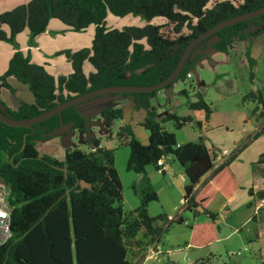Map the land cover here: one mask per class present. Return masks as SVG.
Here are the masks:
<instances>
[{
  "label": "trees",
  "instance_id": "1",
  "mask_svg": "<svg viewBox=\"0 0 264 264\" xmlns=\"http://www.w3.org/2000/svg\"><path fill=\"white\" fill-rule=\"evenodd\" d=\"M208 1L27 0L0 12V41L13 40L23 29L33 37L46 29L50 18L59 20L70 31L94 26L89 48L63 51L71 66L65 77L54 79L41 66L32 64L21 50L13 51L0 80L14 77L26 85L33 100L22 101L12 109L0 101L4 111L0 109L12 118H28L103 86L156 83L171 72L185 45L196 35L220 20L264 6V0H215L207 6ZM107 13L133 14L146 20L160 16L165 21L107 29L104 27ZM165 26L169 30L163 31ZM260 33H264V13L224 26L209 36L216 38L211 47L221 52H227L234 37L247 41L244 55L247 79L252 82L255 59L249 50L251 38ZM206 38L193 47L173 81L188 77L199 57L195 50ZM84 60L93 68L86 75L82 72ZM171 83L162 88L170 87ZM202 85V80L196 82V86ZM157 91L115 93L128 96L133 109L143 110L139 124L147 131L145 144L134 137L129 124L114 134L119 145L128 147L125 169L142 173L141 187L133 185L138 206L128 213L121 208V184L113 166V150L100 146L97 138L84 140L86 150L66 147L63 160L50 154L39 155L35 150V142L49 137L60 125L86 131L87 119L74 105L28 127L0 122V181L9 187L7 200L11 205V234L0 245V264H140L142 239L148 236L152 239L162 230L153 225L154 217L147 212L148 203L157 200V193L144 175V167L151 165L159 171L162 159L167 156L180 165L186 180L182 208L196 218L188 225L186 244L200 247L217 240L218 214L208 210L207 204L215 194L227 199L238 188L230 162L247 142L235 145L219 163L214 162L216 149L203 143L200 137L176 144L174 133L165 130L162 124L171 121L179 129L191 123L201 128L210 117V104L196 92L195 100L188 102L181 113L167 108L157 112L150 104ZM180 93L186 95L187 91L181 89ZM245 97L255 100L252 112L261 104L256 113L261 122L250 137L254 139L264 134V98L258 89ZM100 116L108 129L112 120L121 118V110L106 108L100 111ZM253 163H264V150L252 162V170L264 175ZM80 180L87 186H81ZM245 191L247 196L264 198V188L253 192L248 184ZM156 217L164 218V214ZM174 221L180 223L182 219L176 217ZM209 257L198 258L193 264H210ZM258 264H264V253Z\"/></svg>",
  "mask_w": 264,
  "mask_h": 264
},
{
  "label": "rangeland",
  "instance_id": "2",
  "mask_svg": "<svg viewBox=\"0 0 264 264\" xmlns=\"http://www.w3.org/2000/svg\"><path fill=\"white\" fill-rule=\"evenodd\" d=\"M26 1L2 2L0 11L9 10ZM214 1L209 0L207 6ZM49 20L46 30L33 37L23 29L14 36L13 40L0 41V75L3 74L10 55L15 50H21L32 64L41 66L43 71L54 79L57 76L65 77L71 72L70 62L63 51L89 48L94 26L88 25L82 30L70 31L59 20L55 18ZM164 21L165 19L160 16L146 20L133 14L116 16L107 13L104 27L123 29L128 26H143L147 23L163 24ZM4 28L7 31V27ZM167 29L169 30L167 26L162 28L163 31ZM215 39L214 35L209 36L196 48L195 52L199 53V57L189 71L188 77L185 80L173 81L168 88H160L150 99V104L157 112L167 108L181 113L186 109L188 102L195 100L196 92L200 93L211 108L207 124L203 123L201 128H198L187 123L175 129L171 121H166L162 126L165 130L174 133L176 144L196 141L200 137L206 145H212L219 153H226L233 141L238 143L243 139L242 135L247 126H259L261 122L256 114L258 111L252 112L255 100L246 98L245 95L250 92L255 93L258 89L264 98V33L251 38L249 51L250 56L255 59L252 82L247 79L248 67L244 55L247 41L234 37L228 45L227 52H221L211 47ZM92 71L90 62L84 60L82 72L86 75ZM198 80L203 81L200 87L196 86ZM181 89H185L187 94L182 95ZM0 99H4L8 104L33 100L26 85L11 76L0 80ZM0 107L3 110V106ZM74 108L87 119L86 131L71 130L69 125H60L49 137L35 142L36 152L39 155L50 154L57 160H63L66 147L76 146L86 150L88 146L83 143L84 140L97 138L100 146L113 150V166L121 184V208L123 212L128 213L138 206L139 200L133 191V185L139 189L141 182L137 173L125 169L128 147L119 145L114 134L123 125L129 124L134 137L145 144L147 131L139 124L143 110L133 109L132 101L128 96L115 93L102 94L78 102ZM106 108L121 110V118L112 120L108 129L105 127V119L100 116V111ZM108 131L111 132V136H108ZM262 138L259 140H262L264 146V137ZM261 145L262 143H256L255 146L260 148ZM247 159L246 153L242 152L230 162V169L237 183L241 179L236 168L252 170V163H246ZM167 162L170 164V169L164 172L154 170L151 165L144 167V175L157 193V200L148 203L147 212L154 217L153 225L161 227L162 230L152 239L151 236L142 239L144 247L140 264H193L198 258L206 256H210V264H258L262 258L260 253L264 251V221L262 223L254 221L257 215L254 216V207L247 205L248 201L239 204L234 202L233 205L231 204L232 207L229 206L228 213L220 216L219 222L216 223L218 224L217 240L200 247H189L186 244L189 237L188 225L196 218L190 211L182 208V192L174 181L180 175L183 176L180 165L171 156H167ZM184 181L186 183L185 178ZM246 185L241 184L239 187H247ZM239 190L233 200L242 193L246 194L245 190ZM224 207L225 205L216 196L210 202L208 210L220 214ZM160 213L164 214V218L156 217ZM176 217H180L182 221L177 223L174 221ZM138 237L141 236L138 234ZM133 252L136 253L138 250Z\"/></svg>",
  "mask_w": 264,
  "mask_h": 264
},
{
  "label": "water",
  "instance_id": "3",
  "mask_svg": "<svg viewBox=\"0 0 264 264\" xmlns=\"http://www.w3.org/2000/svg\"><path fill=\"white\" fill-rule=\"evenodd\" d=\"M264 13V6H260L258 8H255L253 10H249L247 12L244 13H240L228 18H225L223 20L218 21L217 23H215L214 25H212L211 27L205 29L204 31H202L201 33H199L198 35H196L194 38H192L184 47V49L181 52V55L176 63V65L174 66V68L171 70V72L162 80L150 84V85H109V86H103L100 88H96L93 90H89L85 93L76 95L72 98H69L63 102H58L57 104H55L54 106H52L51 108L42 111L34 116L28 117V118H12L9 115H7L6 113H4L1 109H0V122L7 124V125H11V126H19V127H28L31 126L34 123L40 122L56 113H59L61 110L75 105L78 102H82L85 100H88L90 98L102 95V94H108V93H123V92H150L153 90H159L160 88H162L163 86L170 84L179 74L180 70L182 69L186 59L188 58L191 50L193 49V47L198 44L201 40H203L204 38H206L207 36L213 34L215 31H217L218 29L230 25V24H234L237 22H241L243 20H246L248 18L254 17V16H258L260 14ZM261 107V104H258V108L256 111H259ZM162 171V170H160ZM142 173H138V177L141 178ZM175 184L180 188L182 194L184 193V186L182 185L181 181H175ZM80 185L81 186H87V184L83 181L80 180ZM198 210H202L200 207H198ZM219 220L216 219L215 222L217 223Z\"/></svg>",
  "mask_w": 264,
  "mask_h": 264
},
{
  "label": "crops",
  "instance_id": "4",
  "mask_svg": "<svg viewBox=\"0 0 264 264\" xmlns=\"http://www.w3.org/2000/svg\"><path fill=\"white\" fill-rule=\"evenodd\" d=\"M8 0H0V3L2 2H6ZM4 8H7V7H4ZM1 12V11H0ZM50 20H48L49 22ZM48 25V24H47ZM46 30V29H45ZM44 30V31H45ZM43 31V32H44ZM0 101L3 103V105L6 107L7 105V108H14L18 103L22 102V101H18V102H14L13 104H8L4 101V99H0ZM24 102V101H23ZM27 103H31V101H27ZM257 113V112H256ZM257 129V126H247L245 129H244V133H243V139L240 141V142H235L233 141L232 142V145L231 147L229 148L228 151H226V153H219L218 149H216L217 151V155L215 157V163H219L222 161V159L227 156V154L231 151V149L235 146V145H240L241 143H244V142H247L245 144V146L240 150V153L241 154L242 152H245L246 155H247V162H254L257 154H259L260 151H262L264 149V146H263V142L262 140H259L261 139L262 137H264V134H261L259 136H257L256 138H250L251 135L255 132V130ZM147 138V137H146ZM250 138V140H249ZM263 139V138H262ZM249 140V141H248ZM258 141V142H257ZM256 143H262L261 147L260 148H257L255 145ZM210 146V145H209ZM212 146V145H211ZM163 161V166H162V171L160 172H164V170H169L170 169V164L167 162V157L163 158L162 159ZM253 166L258 168L259 170L261 171H264V163H253ZM237 169V172H238V176H240V179L241 181L238 182V188L232 193V195L230 197H228L227 199L226 198H223L219 193L215 194L213 196V198L209 201V203L207 204V209L209 207V204L210 202L216 197L218 196L219 199L222 201V204L225 205L222 213H218L217 211H212V212H215L218 214V218H220L221 215L223 214H226L228 213V209H229V206H231V204L233 205L234 202H237V204L239 203H242V202H245V201H248V205H253L254 207V216L255 214L257 215L255 220L256 222H260L262 223L264 221V198H258L256 196H247V194H241L236 200H233L234 199V196L237 194L238 191H240L239 189H243L245 190V187H239L241 186V184H250L251 187H252V190L253 192L257 191V190H260V189H263L264 188V175L261 174L260 172H256L254 170H249L248 168H244V170H239L238 168ZM236 179V178H235ZM181 181L182 185L185 184V181H184V175L183 176H179L177 178H175L174 181ZM237 181V180H236ZM251 182V183H250ZM246 185V186H247ZM232 207V206H231ZM219 222V221H218ZM217 222V223H218ZM216 223V222H215ZM157 251V249H155V252ZM152 250L150 251V253L152 254ZM264 253V251L262 253H260V256H262Z\"/></svg>",
  "mask_w": 264,
  "mask_h": 264
},
{
  "label": "built area",
  "instance_id": "5",
  "mask_svg": "<svg viewBox=\"0 0 264 264\" xmlns=\"http://www.w3.org/2000/svg\"><path fill=\"white\" fill-rule=\"evenodd\" d=\"M9 187L0 181V245L10 237V211L8 203ZM151 257V255H149Z\"/></svg>",
  "mask_w": 264,
  "mask_h": 264
}]
</instances>
